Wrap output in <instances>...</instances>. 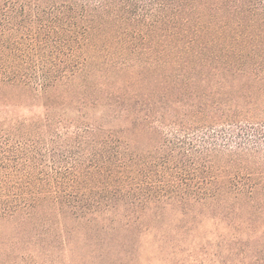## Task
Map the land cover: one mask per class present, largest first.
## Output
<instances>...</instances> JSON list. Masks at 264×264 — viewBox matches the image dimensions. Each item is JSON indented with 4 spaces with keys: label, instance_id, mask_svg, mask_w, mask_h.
<instances>
[{
    "label": "trees",
    "instance_id": "obj_1",
    "mask_svg": "<svg viewBox=\"0 0 264 264\" xmlns=\"http://www.w3.org/2000/svg\"><path fill=\"white\" fill-rule=\"evenodd\" d=\"M0 264H264V0H0Z\"/></svg>",
    "mask_w": 264,
    "mask_h": 264
}]
</instances>
